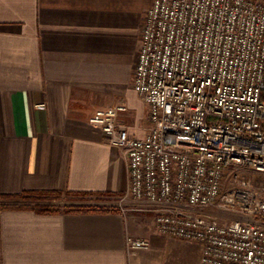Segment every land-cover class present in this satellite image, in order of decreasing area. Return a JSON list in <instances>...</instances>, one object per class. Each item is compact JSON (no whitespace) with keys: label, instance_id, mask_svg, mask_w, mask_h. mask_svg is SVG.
<instances>
[{"label":"crops","instance_id":"crops-1","mask_svg":"<svg viewBox=\"0 0 264 264\" xmlns=\"http://www.w3.org/2000/svg\"><path fill=\"white\" fill-rule=\"evenodd\" d=\"M151 3L0 0V194L127 190L121 148L87 118L122 102L119 124L149 131L132 78ZM127 237L149 248L131 250ZM193 243L159 232L146 209H0V264H199Z\"/></svg>","mask_w":264,"mask_h":264},{"label":"built area","instance_id":"built-area-1","mask_svg":"<svg viewBox=\"0 0 264 264\" xmlns=\"http://www.w3.org/2000/svg\"><path fill=\"white\" fill-rule=\"evenodd\" d=\"M132 87L149 108L146 134L119 124L122 102L87 118L123 152L119 201L131 205L119 208L152 211L159 232L198 243L199 264H264V194L231 170L264 173V0H152ZM126 244L149 248L145 238Z\"/></svg>","mask_w":264,"mask_h":264},{"label":"rangeland","instance_id":"rangeland-1","mask_svg":"<svg viewBox=\"0 0 264 264\" xmlns=\"http://www.w3.org/2000/svg\"><path fill=\"white\" fill-rule=\"evenodd\" d=\"M139 97V96H138ZM140 98V97H139ZM141 99V98H140ZM126 106V104H125ZM127 107V106H126ZM233 173H237L238 175L244 176L250 180L251 184L255 187L256 191L262 195L264 194V173L257 172L250 170L248 168H241V167H233ZM20 203L24 204H31L32 207L39 208V209H63L65 207L71 206H80V207H89V208H97V209H112L115 207H119L118 205L121 204L122 206H130L131 202L126 201V204L119 201V197H101L97 194H90V193H78V194H70L67 192H61L58 194H51L46 195L43 197H27L19 201ZM199 211V210H198ZM202 213L210 214L216 217L220 221H227L233 218H240L239 215L236 213L228 214L225 211L218 210L214 207H206L200 210ZM260 223L264 225V218H260L258 220ZM180 240V239H179ZM183 241V240H182ZM187 244H192L193 242L185 241ZM194 244V243H193Z\"/></svg>","mask_w":264,"mask_h":264},{"label":"trees","instance_id":"trees-1","mask_svg":"<svg viewBox=\"0 0 264 264\" xmlns=\"http://www.w3.org/2000/svg\"><path fill=\"white\" fill-rule=\"evenodd\" d=\"M58 193H60V192L30 190V191H24V192L14 193V194H0V209H3V208H35V207H32L30 203L29 204H27V203L22 204L19 201L22 199H25L27 197H34V198L35 197H43L46 195L58 194ZM67 193L78 194V193H82V192L68 191ZM36 209H39V208H36ZM65 209H68L71 211H83V210H90L92 208L80 207V206H71V207H65ZM40 210L49 211V209H45V208L40 209Z\"/></svg>","mask_w":264,"mask_h":264}]
</instances>
